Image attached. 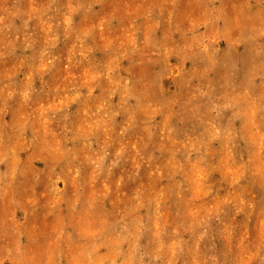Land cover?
Masks as SVG:
<instances>
[{
  "label": "rangeland",
  "instance_id": "rangeland-1",
  "mask_svg": "<svg viewBox=\"0 0 264 264\" xmlns=\"http://www.w3.org/2000/svg\"><path fill=\"white\" fill-rule=\"evenodd\" d=\"M0 264H264V0H0Z\"/></svg>",
  "mask_w": 264,
  "mask_h": 264
}]
</instances>
